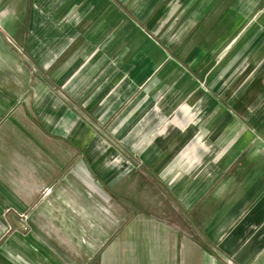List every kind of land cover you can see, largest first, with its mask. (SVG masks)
Segmentation results:
<instances>
[{"label":"crops","instance_id":"obj_1","mask_svg":"<svg viewBox=\"0 0 264 264\" xmlns=\"http://www.w3.org/2000/svg\"><path fill=\"white\" fill-rule=\"evenodd\" d=\"M29 7L28 30L18 45L43 78L31 86L29 66L20 69L16 57L4 62L0 57V73L8 77L4 85H15L0 86V209L58 200L70 206L69 190L78 188L77 181L98 190L106 187L101 179L118 178L110 186L136 181L145 192L154 189L166 197L157 179L119 151H108L85 120L111 123L109 135L137 149L140 134L155 130L158 90L171 91L186 77L200 83L237 79L236 68L245 63L247 131L255 138L250 162L227 195L210 203L216 199L210 191L217 173L211 163L185 174L198 162L195 152L206 147L199 139L158 176L191 207L192 219L211 204L200 220L209 246L182 212L168 217L166 208H159L162 200L135 203L127 198L130 193L106 187L115 198L114 212L92 264H196V253L198 264H226L213 247L235 263L264 264V0H32ZM230 88L231 96L240 93L233 82ZM169 94L172 99L179 93ZM149 116L153 124H145ZM146 148L158 150L152 144ZM205 193L211 197L200 206ZM120 197L133 207L119 209ZM31 216L41 217L36 211ZM15 237L21 246L0 249L12 264H73L67 246L35 233Z\"/></svg>","mask_w":264,"mask_h":264},{"label":"rangeland","instance_id":"obj_2","mask_svg":"<svg viewBox=\"0 0 264 264\" xmlns=\"http://www.w3.org/2000/svg\"><path fill=\"white\" fill-rule=\"evenodd\" d=\"M31 3L32 0H0V57H2L3 62L5 61L4 58L9 57V55L16 57L17 60L21 61V65H18L17 68L29 66L32 69V76H30V85L32 86L38 83V79L42 80L43 77L36 71V67L32 62L27 60L26 63V58L18 45L24 38V32L28 30L27 19ZM22 9L24 12L21 13ZM227 61L228 59L225 58L221 63L220 68L222 71L228 66ZM244 66L245 63L237 66L236 71L239 73L237 79L222 78L218 80V78H215L214 80L211 78L210 81H201L200 83L197 81L191 82L192 78L188 79L186 77V79H180L177 83L175 81L171 91L169 90L171 87L166 88L165 86L158 90L155 100L157 105L160 106V110L158 121L156 118L153 119L156 125L153 127L155 130L154 132L140 134V146L137 149L129 150L122 143L119 136L109 135L107 127L111 126V123L106 126H98L96 123L92 124L85 120L90 124L88 128L95 130L98 140L107 147L108 151H119L126 162L142 166L144 171L157 179L164 187L166 197H163L154 189H147L145 192L142 185L136 181L131 182V184L121 182L116 183L115 186L114 184L110 186V183L116 182L118 178L101 179L105 182L107 189L112 188L120 190V193H130L131 195L127 198L129 200L134 198L135 203L145 202L146 198L162 200L161 203L159 202V208L164 206L168 217L174 218L176 214L182 212L187 218L191 219L200 236L206 241L205 244L208 245L207 227L201 228L200 220L207 214V209L211 206L210 203H219L227 195L226 188L239 179L241 170L250 162V144L252 139L255 138V135L247 131L250 128L247 107L249 95H247L245 88L246 73L243 71ZM160 73L161 71L158 75ZM3 76L0 73V86L15 88L14 84L4 85L8 77ZM231 82H233L234 87L239 89L240 93L238 95L231 96ZM172 91L179 94L176 98L170 99L171 94L169 93ZM163 102L169 104L168 108ZM144 106L146 107V103ZM144 119L150 120L151 117H145ZM223 121L224 127L218 126V122L221 125ZM145 124H153V122L150 120L146 121ZM238 126H242L241 128L244 129H239ZM196 139H199V142L203 143L206 149L200 148L195 152L198 162L190 167L185 174L196 173L204 165L211 163L214 172L217 173L210 192L213 190V196L216 199L210 202L208 207L195 219H192L191 207L186 209L187 207L183 206L173 193L168 192V187L158 176L164 175L171 165V160L190 141ZM130 142H137V140L131 138ZM150 144L157 146L158 150L155 154L150 148H146ZM169 155L173 157L169 158ZM145 162L148 165H145ZM231 174L233 175L231 176ZM77 182L78 188L69 190L70 201L72 202L70 206L61 204L58 200L57 204H48L31 209L16 206L0 209L2 218L0 220V249L9 243L21 246L22 243L16 239V234L30 236L31 233H35L37 236H44V239L46 238L52 243L67 246L68 252H66V255L73 264H92L97 255L98 246L103 240V230L110 226L109 222L114 212L111 206L115 205V198L107 193L106 187H99L98 190H95L85 181ZM220 188L224 193L216 195V191ZM76 190L79 191L78 197L75 196ZM206 194L200 197L197 204L201 206L209 200L208 198L211 195L206 197ZM118 202L119 209L126 208L128 205H130V208L133 207L131 201L129 203L121 198L118 199ZM31 211L39 212L41 217H32ZM213 250L222 255V260L226 264H238L215 247H213ZM195 261L198 264L197 253ZM0 264L12 263L7 258L0 256Z\"/></svg>","mask_w":264,"mask_h":264},{"label":"water","instance_id":"obj_3","mask_svg":"<svg viewBox=\"0 0 264 264\" xmlns=\"http://www.w3.org/2000/svg\"><path fill=\"white\" fill-rule=\"evenodd\" d=\"M97 184L100 186L101 184L97 181Z\"/></svg>","mask_w":264,"mask_h":264}]
</instances>
